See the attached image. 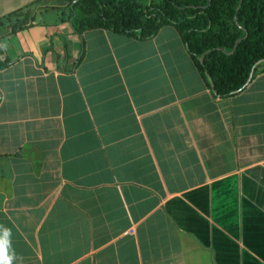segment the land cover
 Masks as SVG:
<instances>
[{"label": "crops", "instance_id": "1", "mask_svg": "<svg viewBox=\"0 0 264 264\" xmlns=\"http://www.w3.org/2000/svg\"><path fill=\"white\" fill-rule=\"evenodd\" d=\"M0 226L13 264H264V70L215 96L177 29L73 31L0 0Z\"/></svg>", "mask_w": 264, "mask_h": 264}, {"label": "trees", "instance_id": "2", "mask_svg": "<svg viewBox=\"0 0 264 264\" xmlns=\"http://www.w3.org/2000/svg\"><path fill=\"white\" fill-rule=\"evenodd\" d=\"M66 1L81 41L87 29L105 28L145 40L161 26L173 25L209 86L210 76L215 96L243 90L252 65L264 59V0ZM27 18V9L17 10L0 18V26L16 31ZM262 64L253 77L264 70Z\"/></svg>", "mask_w": 264, "mask_h": 264}, {"label": "clouds", "instance_id": "3", "mask_svg": "<svg viewBox=\"0 0 264 264\" xmlns=\"http://www.w3.org/2000/svg\"><path fill=\"white\" fill-rule=\"evenodd\" d=\"M11 230L0 226V264H13L15 253L10 252Z\"/></svg>", "mask_w": 264, "mask_h": 264}, {"label": "water", "instance_id": "4", "mask_svg": "<svg viewBox=\"0 0 264 264\" xmlns=\"http://www.w3.org/2000/svg\"><path fill=\"white\" fill-rule=\"evenodd\" d=\"M202 56H203V55H202ZM202 56L200 57V60H201V61H202ZM262 62H264V59H259L258 61H256V62L252 65V67H251V69H250V72H249V75H248V78H247V80H246V82H245L244 85H246V84L249 83V81L251 80V78H252V76H253V74H254V70H255V68L257 67L258 64H260V63H262ZM208 80H209L210 86H211V88H212V91L215 92V90L213 89V82H212L210 76H208ZM237 91H238V90H237ZM237 91H236V92H237ZM238 92H239V91H238Z\"/></svg>", "mask_w": 264, "mask_h": 264}, {"label": "rangeland", "instance_id": "5", "mask_svg": "<svg viewBox=\"0 0 264 264\" xmlns=\"http://www.w3.org/2000/svg\"><path fill=\"white\" fill-rule=\"evenodd\" d=\"M262 67H263V64H262V63H260V64L257 65V68H258V69H260V68H262Z\"/></svg>", "mask_w": 264, "mask_h": 264}]
</instances>
